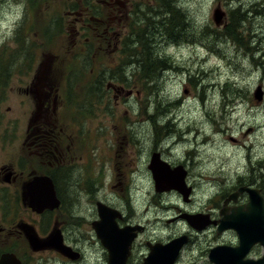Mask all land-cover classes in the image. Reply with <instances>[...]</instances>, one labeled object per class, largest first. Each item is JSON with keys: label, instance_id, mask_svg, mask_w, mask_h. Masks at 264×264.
I'll list each match as a JSON object with an SVG mask.
<instances>
[{"label": "rangeland", "instance_id": "1", "mask_svg": "<svg viewBox=\"0 0 264 264\" xmlns=\"http://www.w3.org/2000/svg\"><path fill=\"white\" fill-rule=\"evenodd\" d=\"M70 1L76 8L91 3L100 7L107 22L117 18L107 15L112 7L118 12L120 6L105 0H0V53L11 65L8 83L0 89V167L24 157L20 141L36 111L30 89L40 64L46 59L48 62V53L53 51L60 56L56 74L66 72L60 79V92L70 93L74 102L72 139L76 154L69 162L74 169L68 181L63 180L61 194L73 204L72 213L77 217L71 218V229L75 234L88 231L87 222L79 217L88 218L96 212L95 200L107 196L115 204L120 202L118 195L109 193L114 189L110 185L112 167L119 174L123 168L120 164L129 173L135 203L138 190L152 197V206L132 207L134 214L139 210L138 220L151 225L142 239L163 241L187 231L183 224H167L170 215L185 206L174 191L157 193L146 167L153 152L162 151L171 161L189 166L186 181L195 188L191 209L203 208L211 196L230 193L243 182L260 189L264 196V0H123L121 7L129 13L121 31L120 26L116 29L122 35L108 38V46L92 47L93 52L83 56L72 48L75 33L67 37V28L55 23H64L62 12ZM163 3L174 12L167 14ZM145 5L147 10L137 17ZM219 9L225 16L217 26L214 15ZM236 9L246 14L238 42L224 38ZM57 31L55 49L45 45L44 35ZM139 38L151 47L152 60L156 55L166 62L157 71V79L139 81ZM111 84L124 87L125 94L118 98L107 89ZM100 87V97L93 96L94 89ZM259 89L261 101L255 98ZM87 91L91 92L87 116L79 123L77 111ZM39 100L45 106L43 98ZM153 135L157 143H164L153 144ZM91 176L96 184L85 187ZM162 206L173 208L170 215L159 213ZM207 236L213 240L212 232ZM192 246L194 249L188 255L186 250L179 264H189L190 253L200 257L197 264H212L205 241ZM263 253L260 247L252 257H262Z\"/></svg>", "mask_w": 264, "mask_h": 264}, {"label": "flooded vegetation", "instance_id": "2", "mask_svg": "<svg viewBox=\"0 0 264 264\" xmlns=\"http://www.w3.org/2000/svg\"><path fill=\"white\" fill-rule=\"evenodd\" d=\"M98 2L103 3V0H98ZM105 2L106 4L110 3L112 6L120 5L118 12L117 7H112L114 10L107 14L110 17H117L113 22H107L102 17L104 11L100 12V7L95 6L91 2L85 8H76L71 1L70 5L62 12L65 16L64 23L55 22L57 26L67 28V31H69L67 37H69L70 33H75V42L72 48L77 49L76 52L80 56L91 54L93 52L92 47L103 49V47L108 46V38L112 39V36L118 37L122 35V32H116V29L120 26L119 30L121 31L125 23L124 16L127 19L129 13L127 9L121 7L123 0H105ZM147 8V5L141 6L139 11H137V17H139L141 11H146ZM57 11L59 12V10ZM58 40L59 32H55L49 35L45 45L53 46L55 49ZM66 52L68 51L66 50ZM48 55L49 61L47 62L46 59L40 64L30 89L36 100V111L33 112L28 121L23 141H20V143L22 142L21 148L24 157L20 158L18 162L13 161V163H7L0 167V260L7 255L10 259H13V263L9 264H111L110 251L99 239L95 228L96 224H103L99 214V204L107 207V222L113 221L118 229L135 228L133 229L135 230L133 234L137 235L132 239L129 253L125 258V264H145L146 259L151 254L152 246L167 244L179 237H186L187 243L181 249L174 264H179L183 256L188 255L194 249L195 246L192 245H198L200 241L207 243L206 253L208 257H210L211 250L218 246L238 248L239 238L237 232L227 230L219 233V221L222 218L221 211L226 201L234 194L238 193L243 187L250 188L251 185H247L246 182L239 183L238 187L230 193L226 192L211 196L203 203V208L191 209L195 203H192L195 188L186 181L187 186L191 189L190 202L185 201L180 193L174 191L182 197L185 208L178 209V213L170 215V211L173 208L162 206L159 207V213L167 212L171 216L167 220V224H183L187 226V231L163 241H156L150 237L142 239L150 232L151 225L143 222V220H138L139 210L134 214L132 207L135 208L145 203L152 206V197L146 193H140V190H138L137 196L139 200L135 203L134 197L136 194L133 193L134 188L129 182V173L125 172L126 169L121 164L120 166L123 168L119 174L112 167L110 185L114 189L109 190V193L118 195L116 198L120 199V202L115 204L107 196L102 200H95L96 212L88 218L79 217V219H84L87 222L88 231L84 233L77 231L76 234L73 232L71 229V218H76L77 216L72 213L73 204L71 199L62 196L61 185L63 180L68 181V175L74 169L73 162L69 164L75 159L76 154V141L72 139L75 136L73 134L74 124H72V119H75L72 113L74 102H72L70 93L66 91L60 92V79L63 78L66 72L56 74L58 70L57 64H59L60 60L59 54H54L51 51ZM45 66L48 67L43 70ZM46 75V79H51V77L53 79L44 85L42 80H46ZM107 89H112L118 98L125 94V89L121 86L114 85ZM48 90H51V94ZM132 93L133 91L128 92L126 95ZM46 94L47 97H45ZM49 94L50 98L48 97ZM39 95L45 102V106H42L41 109L40 100L38 99ZM90 95L91 92L89 91L85 93L83 104L77 111L79 123L87 116L86 109H88L87 102L91 99ZM153 137V144L162 145L164 143L163 140L157 143L156 135H153ZM195 137L196 135H194V139ZM164 138L165 144H167L169 138L166 135ZM182 140H176L174 144ZM79 144L80 148L83 149V142ZM197 154L198 152L194 153V156L196 157ZM154 155H158L159 161H162L160 165H164L163 167L167 168L169 172L176 173L180 170L186 172L187 179L189 166L184 163L171 161L164 156L162 151L153 152L150 161L146 164L152 179L153 171L150 166ZM61 175L63 177L62 180H60ZM41 178L50 179L56 197L54 205L47 208L46 206L51 204L50 202L44 205L40 200H33V196L40 197L42 195L40 193L44 192V185L48 182H44L45 180L40 181ZM91 181H93V184H91ZM96 182V178L91 176V180L85 183L84 186H94ZM249 198V194L246 191H241L236 201L231 200L228 207L244 206L249 202ZM147 211L144 210L145 213ZM188 214L201 215L212 223L201 231L195 230L186 220L180 217ZM215 223L218 224L216 225ZM208 232H212V241L208 239ZM52 238L55 240L50 242ZM59 238H61L62 250L57 247ZM230 238H232V241H228ZM31 239H35L34 245L31 244ZM80 241L83 243L82 246ZM260 247L256 245L251 248L246 259L260 258V256H257V258L252 257V254ZM186 250L187 254L184 255ZM195 255V253H190L187 260L189 264L192 262L197 264L200 260V257H195Z\"/></svg>", "mask_w": 264, "mask_h": 264}, {"label": "water", "instance_id": "3", "mask_svg": "<svg viewBox=\"0 0 264 264\" xmlns=\"http://www.w3.org/2000/svg\"><path fill=\"white\" fill-rule=\"evenodd\" d=\"M224 16L225 13L223 11H221L220 9L216 10L214 21L217 26H220L222 17ZM262 97L263 93L259 89L255 93V98L261 101ZM41 98V95H39V99ZM41 107L42 106L40 105V109ZM158 158V155H154L150 166V169L153 171V178L156 183L157 192L161 193L170 191L171 189H177L184 195V198H188L191 190L187 188L185 184L186 172L181 170V174L176 177L178 181H173L171 185H167L165 184L167 174L163 171H156V166L159 163ZM41 180H45L44 182L48 181L44 185V192L40 193L42 194L40 197H34L33 195L32 196L34 201L40 200L44 205H47L50 202L51 204L47 205V208L51 205H54L56 197L50 179L41 178L40 181ZM244 190H247L251 193V202L245 206L234 208L227 207V204L231 200L236 201L237 196L240 192L234 194L228 201H226L225 207L221 211V216L223 217V219L221 220L222 224L219 227L220 232L227 229H235L238 232L240 238V246L238 248L223 246L216 247L211 250L209 259L214 264H264V256L262 259L257 261L243 260L244 258H246L249 250L253 246L260 244L264 247V200L258 191L250 189ZM98 206L99 214L101 216L103 224H96L95 228L99 239L110 251V263L125 264V258L129 253V247L132 239L137 235L133 234V231H135L133 229L135 228L118 229L117 225L113 223V221L107 222V207L101 204H99ZM182 218L185 219L188 224L196 230H202L206 226L211 224V222L207 220L206 217H203L201 215H183ZM54 240L55 239L52 238L50 242ZM34 243L35 239H31V244L34 245ZM186 243V237H181L167 244H156L152 246L151 254L149 258L146 259L145 264H174L181 249ZM57 247L62 250L61 238H59V245H57ZM64 251L66 252V250ZM11 262L13 263V259H10L7 255L3 256L0 260V264H9Z\"/></svg>", "mask_w": 264, "mask_h": 264}, {"label": "trees", "instance_id": "4", "mask_svg": "<svg viewBox=\"0 0 264 264\" xmlns=\"http://www.w3.org/2000/svg\"><path fill=\"white\" fill-rule=\"evenodd\" d=\"M164 3L162 6H163L165 12H167V14H172L174 12V10L169 8V7H164L165 5H167L166 3L164 5ZM260 5H262V4H259L258 7ZM232 14H234V15L231 19L230 25L226 29L224 38L228 37L230 39H233V41L238 42V41H240L238 31L241 28V23L246 20V17H245L246 14L240 13V9H236L235 11L232 12ZM173 22L175 24L176 21L173 20ZM174 24L172 26V31L175 29ZM139 27H141V26H139ZM139 32L142 34L143 29H140ZM178 34H180V33H178ZM178 34H170V35L176 36ZM140 39L141 38H139V41H140ZM141 44H142V46H141V50L139 52V59H138L139 64L141 66V68H140L141 72H138L139 81L143 80V79H148V78L157 79L158 78V76L156 75L157 71L163 69L166 65V62H164L163 58H159L156 55L154 56L155 57L154 60H152L151 59L152 55H151V51H150L151 47L148 46V44L145 45L142 39H141ZM12 55L13 54H11L10 57ZM6 58H7L6 55L0 53V89L5 87V85L8 83L7 82L8 81V69L11 68V65L8 63ZM192 81H193V78L190 79V82H192ZM99 85L102 86V83H100ZM101 94H102L101 87L95 88L94 92H92L93 96L99 95V97H100Z\"/></svg>", "mask_w": 264, "mask_h": 264}, {"label": "bare ground", "instance_id": "5", "mask_svg": "<svg viewBox=\"0 0 264 264\" xmlns=\"http://www.w3.org/2000/svg\"><path fill=\"white\" fill-rule=\"evenodd\" d=\"M258 1V0H257ZM152 77V76H151ZM154 96V95H153ZM164 107V106H163ZM180 144V143H179Z\"/></svg>", "mask_w": 264, "mask_h": 264}]
</instances>
